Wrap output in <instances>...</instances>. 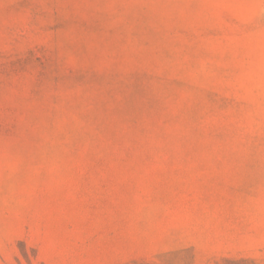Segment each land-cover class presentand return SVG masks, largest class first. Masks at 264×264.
I'll return each instance as SVG.
<instances>
[{
  "label": "rangeland",
  "instance_id": "1",
  "mask_svg": "<svg viewBox=\"0 0 264 264\" xmlns=\"http://www.w3.org/2000/svg\"><path fill=\"white\" fill-rule=\"evenodd\" d=\"M0 264H264V0H0Z\"/></svg>",
  "mask_w": 264,
  "mask_h": 264
}]
</instances>
